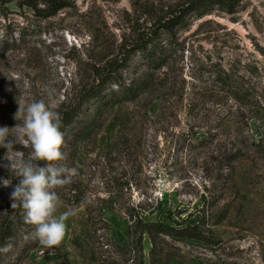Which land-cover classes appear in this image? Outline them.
<instances>
[{"label": "rangeland", "instance_id": "1", "mask_svg": "<svg viewBox=\"0 0 264 264\" xmlns=\"http://www.w3.org/2000/svg\"><path fill=\"white\" fill-rule=\"evenodd\" d=\"M135 1L71 0L46 19L0 1V126L22 125L17 111L34 101L61 113L90 65L116 56L127 58L126 87L145 80L130 98L89 103L63 132V159L50 164L68 182L49 189L56 214L72 212L61 244L40 245L25 215L0 264H264V132L207 71L243 78L264 102V0L160 33L153 67L132 44L178 0ZM13 150L0 148V177L18 183L5 156L28 160L32 149ZM12 183L0 186V214ZM76 193L77 204L62 199ZM139 220L195 225L203 239L141 232Z\"/></svg>", "mask_w": 264, "mask_h": 264}, {"label": "trees", "instance_id": "2", "mask_svg": "<svg viewBox=\"0 0 264 264\" xmlns=\"http://www.w3.org/2000/svg\"><path fill=\"white\" fill-rule=\"evenodd\" d=\"M6 3L10 0H0ZM22 7L25 6L32 11V15L37 19H46L55 15L60 10L70 7L71 0H17ZM241 0H178L172 5H168L161 11V15L151 25L150 28L137 34L132 44L133 51L142 52V63L147 66H155L159 59L157 50L161 49L160 33H171L174 28L183 26L189 17H201L210 11L217 9L226 13H233ZM137 0L134 4H137ZM127 64V58L113 57L108 62L102 64L90 65L89 72L75 86L71 103H68L60 113L62 116V124L60 131L63 133L70 128L82 112L83 108L91 102H101L102 104L115 101L118 94L125 98L134 96V91L144 88L145 80L136 82L137 86H125L122 71ZM209 75L219 84L218 90L224 94V97L231 98L238 103L252 118H254L264 132V102L262 98L256 94L254 88L246 83L243 78L230 74L229 72L218 68L216 65H210L207 69ZM142 83V84H140ZM118 88L119 91L114 90ZM119 92V93H118ZM119 95V96H120ZM236 109V108H235ZM236 116V111L234 112ZM63 153V151H61ZM236 154L225 155V159L233 161ZM41 166L44 161H38ZM51 163V162H47ZM7 195L5 212L0 214V259L3 249L6 247V239L15 234L16 228L24 224V216L26 211L22 206L11 207L12 200L10 193L14 185ZM59 197V195H57ZM83 194L76 193L72 198H62L65 202L77 204L82 201ZM60 198V197H59ZM140 231H148L149 229H157L158 231L169 234L174 232L179 237H187L194 239H203L197 226H185L183 228L174 229L162 223H144L141 220L137 222ZM140 242V241H139ZM141 259L139 264H141Z\"/></svg>", "mask_w": 264, "mask_h": 264}, {"label": "clouds", "instance_id": "3", "mask_svg": "<svg viewBox=\"0 0 264 264\" xmlns=\"http://www.w3.org/2000/svg\"><path fill=\"white\" fill-rule=\"evenodd\" d=\"M20 111L23 112L22 125L0 126V148L6 149L5 153L14 152V145L18 143L32 149L28 160L22 155L5 156L10 163L3 166L19 177L10 193L11 207H17L18 203L23 207L26 222L35 225L34 238L40 245L44 248L59 246L66 234V220L72 212L57 215L58 196L49 189L68 181L64 177L65 168L47 162L63 159L62 116L43 101H34L17 112ZM17 112L14 114L16 120ZM38 161H44V164L41 166ZM11 183L10 179L0 177V186L8 187Z\"/></svg>", "mask_w": 264, "mask_h": 264}]
</instances>
